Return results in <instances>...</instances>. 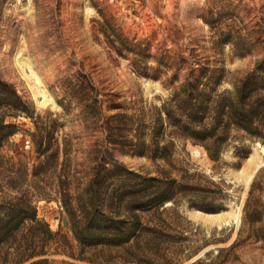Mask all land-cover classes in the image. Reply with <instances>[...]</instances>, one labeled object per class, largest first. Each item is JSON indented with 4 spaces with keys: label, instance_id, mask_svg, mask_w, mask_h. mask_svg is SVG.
I'll use <instances>...</instances> for the list:
<instances>
[{
    "label": "trees",
    "instance_id": "obj_1",
    "mask_svg": "<svg viewBox=\"0 0 264 264\" xmlns=\"http://www.w3.org/2000/svg\"><path fill=\"white\" fill-rule=\"evenodd\" d=\"M100 15L98 33L109 50L122 58L131 55L135 67L146 69L142 66L146 48ZM213 36L216 44L232 41L239 56L250 54L260 43L258 38L250 42L230 28ZM194 51L192 48L189 56L181 58L180 65L194 59ZM224 83L230 86L224 87ZM60 87L64 97L59 103L64 109L75 102L79 114L89 120L90 130L102 134L101 143L91 149L92 165L84 176L77 177L71 168V139L59 135L62 124L57 118L35 115L31 102L1 77L0 146L17 131L19 116L32 118V140L40 161L33 166L31 176L41 180L51 174L55 178V199L68 218L74 243L60 230L52 231L38 216L34 196L20 190L13 196H0V264H79L73 260L88 264H183L197 255L203 246H190L197 233L183 225L189 220L178 208L188 199L189 207L212 211L198 206L194 197L218 199L225 192L211 180L202 184L198 172L175 166L177 142L189 141L201 147L214 162L238 134L264 144V53L241 78H226L223 66L200 61L190 64L185 78L169 79V95L160 104L138 101L126 106L117 101V94L103 93L82 71L62 78ZM108 146L130 156L163 160L168 169L159 168L155 175L131 169L111 158ZM254 190L253 182L242 205L235 239L188 264H233L239 261L235 253L238 246L249 241H260L264 246V200L255 198ZM43 195L47 194H39ZM243 230L245 237L241 239ZM182 251L188 253L178 258ZM52 254H64L71 260L57 261L50 258Z\"/></svg>",
    "mask_w": 264,
    "mask_h": 264
},
{
    "label": "rangeland",
    "instance_id": "obj_2",
    "mask_svg": "<svg viewBox=\"0 0 264 264\" xmlns=\"http://www.w3.org/2000/svg\"><path fill=\"white\" fill-rule=\"evenodd\" d=\"M100 14L118 32L135 38L146 48L142 64L146 69L135 67L131 55L122 58L109 50L98 33ZM229 28L250 42L258 38L259 45L250 54L239 56L232 41L216 44L215 32ZM192 48L195 58L180 65V59L189 56ZM262 53L264 0H0V77L31 102L35 115L52 116L62 124L59 135L71 139V168L77 177L84 176L92 165L91 149L101 143L102 134L90 130L89 120L79 114L75 102L67 110L59 103L64 97L62 78L82 71L103 93L117 94V101L126 106L138 101L144 105L160 104L169 95V79L185 78L190 64L200 61L223 66L226 78H241ZM16 123L17 131L0 146V196L27 190L34 196L38 216L47 221L52 231L60 230L74 243L68 218L55 199V178L51 174L41 180L31 176L33 166L40 161L32 140V118L19 116ZM25 140H29V147ZM108 149L111 158L142 173L155 175L159 168L168 169L163 160L151 161L145 156H130L118 148ZM173 162L177 167L198 172L202 184L211 180L225 192L218 199L210 195L194 197L198 206L213 208L212 211L189 207L188 199L181 202L178 210L189 220V224L183 225L197 233L195 241L189 244L192 248L203 246L197 255L183 262L188 264L235 239L242 205L253 182L254 197L264 200V189H259L264 188V144L238 134L220 160L214 162L201 147L179 141ZM45 193L44 197L39 196ZM217 212H223L221 221L201 220L213 218ZM244 231L241 239L245 237ZM229 235L227 241L219 242ZM187 253L182 251L178 258ZM235 253L239 261L233 264H264V246L260 241L242 244ZM50 258L71 260L64 254H52Z\"/></svg>",
    "mask_w": 264,
    "mask_h": 264
},
{
    "label": "water",
    "instance_id": "obj_3",
    "mask_svg": "<svg viewBox=\"0 0 264 264\" xmlns=\"http://www.w3.org/2000/svg\"><path fill=\"white\" fill-rule=\"evenodd\" d=\"M217 213H219L221 215L219 218H214L212 220H210V219H202L201 218V220L204 221V222H209V223H214V222H217V221H221L223 219V212H217Z\"/></svg>",
    "mask_w": 264,
    "mask_h": 264
},
{
    "label": "bare ground",
    "instance_id": "obj_4",
    "mask_svg": "<svg viewBox=\"0 0 264 264\" xmlns=\"http://www.w3.org/2000/svg\"><path fill=\"white\" fill-rule=\"evenodd\" d=\"M217 215H214L213 218H210V220L214 219V218H219L221 215L219 213H216ZM202 219H207V218H202ZM209 219V218H208Z\"/></svg>",
    "mask_w": 264,
    "mask_h": 264
},
{
    "label": "built area",
    "instance_id": "obj_5",
    "mask_svg": "<svg viewBox=\"0 0 264 264\" xmlns=\"http://www.w3.org/2000/svg\"><path fill=\"white\" fill-rule=\"evenodd\" d=\"M31 144H30V142H29V140H25V146L26 147H29Z\"/></svg>",
    "mask_w": 264,
    "mask_h": 264
}]
</instances>
